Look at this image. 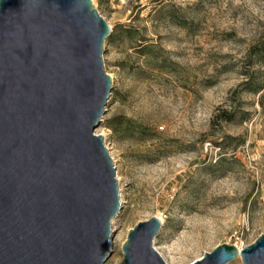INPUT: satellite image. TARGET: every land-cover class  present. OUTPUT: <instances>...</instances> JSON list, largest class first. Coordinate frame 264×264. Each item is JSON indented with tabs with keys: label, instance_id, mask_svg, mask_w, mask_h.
<instances>
[{
	"label": "rangeland",
	"instance_id": "obj_1",
	"mask_svg": "<svg viewBox=\"0 0 264 264\" xmlns=\"http://www.w3.org/2000/svg\"><path fill=\"white\" fill-rule=\"evenodd\" d=\"M91 1L111 29L94 132L122 203L104 264H123L129 229L158 215L167 264L252 243L264 233V0Z\"/></svg>",
	"mask_w": 264,
	"mask_h": 264
},
{
	"label": "water",
	"instance_id": "obj_2",
	"mask_svg": "<svg viewBox=\"0 0 264 264\" xmlns=\"http://www.w3.org/2000/svg\"><path fill=\"white\" fill-rule=\"evenodd\" d=\"M111 29L91 0H0V264H104L122 208L116 168L94 132L112 89ZM157 216L138 221L123 264H167ZM264 264V233L190 264Z\"/></svg>",
	"mask_w": 264,
	"mask_h": 264
},
{
	"label": "bare ground",
	"instance_id": "obj_3",
	"mask_svg": "<svg viewBox=\"0 0 264 264\" xmlns=\"http://www.w3.org/2000/svg\"><path fill=\"white\" fill-rule=\"evenodd\" d=\"M157 217L160 219L161 222H163V218H162L161 216L158 215ZM238 248H239V247H238ZM239 249H240V248H239ZM159 254H160V253H159ZM239 257H240V256H239ZM116 264H118V262H116Z\"/></svg>",
	"mask_w": 264,
	"mask_h": 264
},
{
	"label": "trees",
	"instance_id": "obj_4",
	"mask_svg": "<svg viewBox=\"0 0 264 264\" xmlns=\"http://www.w3.org/2000/svg\"><path fill=\"white\" fill-rule=\"evenodd\" d=\"M231 119V115H228L225 120H230Z\"/></svg>",
	"mask_w": 264,
	"mask_h": 264
}]
</instances>
